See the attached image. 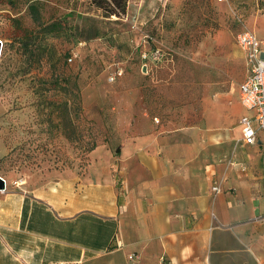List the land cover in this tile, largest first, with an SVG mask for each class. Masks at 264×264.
Instances as JSON below:
<instances>
[{
  "label": "rangeland",
  "instance_id": "374dc122",
  "mask_svg": "<svg viewBox=\"0 0 264 264\" xmlns=\"http://www.w3.org/2000/svg\"><path fill=\"white\" fill-rule=\"evenodd\" d=\"M243 29L264 40V0H127L121 15L91 0H0V191L101 177L106 149L116 152L128 123L119 107L136 93L171 125L201 114L235 142ZM153 44L172 59L144 63L140 48ZM117 65L123 73L108 80Z\"/></svg>",
  "mask_w": 264,
  "mask_h": 264
},
{
  "label": "crops",
  "instance_id": "0c3cea01",
  "mask_svg": "<svg viewBox=\"0 0 264 264\" xmlns=\"http://www.w3.org/2000/svg\"><path fill=\"white\" fill-rule=\"evenodd\" d=\"M121 106L101 177L0 191V264H264V136L243 142L244 106L235 142L201 114L171 125L143 92Z\"/></svg>",
  "mask_w": 264,
  "mask_h": 264
},
{
  "label": "built area",
  "instance_id": "2783aa9c",
  "mask_svg": "<svg viewBox=\"0 0 264 264\" xmlns=\"http://www.w3.org/2000/svg\"><path fill=\"white\" fill-rule=\"evenodd\" d=\"M152 39V38H151ZM148 43L149 38L144 39ZM236 42L242 49L245 58L246 73L238 84L239 100L245 108L238 123L241 139L248 144L258 141L259 134L264 136V48L263 40L252 29H243L237 32ZM140 48V58L144 63L153 65L171 60L170 50L159 44L147 45ZM123 73L119 65L109 70L107 78L115 80ZM264 153V148L262 150ZM242 169L245 166L242 165ZM212 190L219 192L218 184L212 185Z\"/></svg>",
  "mask_w": 264,
  "mask_h": 264
},
{
  "label": "trees",
  "instance_id": "16d2710c",
  "mask_svg": "<svg viewBox=\"0 0 264 264\" xmlns=\"http://www.w3.org/2000/svg\"><path fill=\"white\" fill-rule=\"evenodd\" d=\"M95 5L102 8L105 15H121L126 11L127 0H91ZM93 147V146H92Z\"/></svg>",
  "mask_w": 264,
  "mask_h": 264
},
{
  "label": "water",
  "instance_id": "95a60500",
  "mask_svg": "<svg viewBox=\"0 0 264 264\" xmlns=\"http://www.w3.org/2000/svg\"><path fill=\"white\" fill-rule=\"evenodd\" d=\"M0 49H1V41H0ZM6 180L3 176L0 175V189H5Z\"/></svg>",
  "mask_w": 264,
  "mask_h": 264
}]
</instances>
